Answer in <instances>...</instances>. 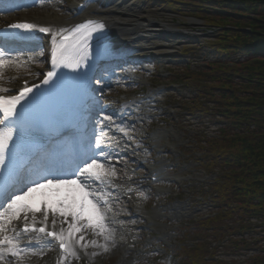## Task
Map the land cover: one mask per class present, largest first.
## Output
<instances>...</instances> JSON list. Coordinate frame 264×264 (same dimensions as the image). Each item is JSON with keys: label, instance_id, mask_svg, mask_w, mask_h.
<instances>
[{"label": "rangeland", "instance_id": "rangeland-1", "mask_svg": "<svg viewBox=\"0 0 264 264\" xmlns=\"http://www.w3.org/2000/svg\"><path fill=\"white\" fill-rule=\"evenodd\" d=\"M80 1L85 5L83 12L104 4L144 21L167 23L169 29L167 32L159 29L151 37L144 35L145 40L137 43L142 51L134 54L140 60L130 65L135 70H129V65L123 66L122 61L114 64L115 71L121 72L115 87L93 90L99 113L111 117V122L120 127L117 132L101 130L98 135L102 137L104 149L99 147L91 153L109 173L102 178L108 182L105 187L110 192L99 188L102 186L99 180L87 178L88 183L109 201L110 216L104 222L112 234L107 242L103 236L94 235L92 228H82L78 235L85 238L81 244L96 240L97 245L106 244L108 251L91 244L82 251L75 247L81 254L60 262L56 246L50 243L42 254L28 258L29 264H183L175 262L173 251L181 245L194 248L200 243L205 248L219 245L214 259H222L227 264H258L255 256L264 255V233L258 231L260 229L245 235L247 244L237 252L221 247L227 239L215 241L210 234L197 236L190 229L183 237L178 230L215 211L208 191L217 171L211 172L203 166L195 141L215 137L223 122L200 118L198 113L188 111L196 99L185 85L186 64L199 72L205 68V62L212 61L205 48L199 45L210 40L213 32L189 14L169 12L160 0H45L42 5L35 3L14 13L0 14V18L5 17V23L46 12L68 18L73 5ZM3 23L0 20V25ZM40 44L41 49L39 46L32 55L36 66L42 68L47 64V53L45 41ZM3 72L0 80L9 74L26 81L28 78L24 77L27 70L20 68L19 63L6 66ZM200 101L203 103L202 99ZM120 107L123 115L117 112ZM152 169L164 177L150 186L147 175ZM109 180L120 183L125 191L115 190ZM132 200L138 201L139 211ZM84 223L81 221L80 225Z\"/></svg>", "mask_w": 264, "mask_h": 264}, {"label": "trees", "instance_id": "trees-1", "mask_svg": "<svg viewBox=\"0 0 264 264\" xmlns=\"http://www.w3.org/2000/svg\"><path fill=\"white\" fill-rule=\"evenodd\" d=\"M160 2L213 32L199 45L212 61L199 72L186 64L185 85L196 99L188 111L223 122L215 137L195 141L203 166L217 171L208 191L215 211L178 230L183 237L190 229L215 241L227 239L221 247L237 252L247 244L245 235L264 233V0ZM218 249L181 245L172 255L176 263L227 264L214 259ZM254 260L264 264V255Z\"/></svg>", "mask_w": 264, "mask_h": 264}, {"label": "snow or ice", "instance_id": "snow-or-ice-1", "mask_svg": "<svg viewBox=\"0 0 264 264\" xmlns=\"http://www.w3.org/2000/svg\"><path fill=\"white\" fill-rule=\"evenodd\" d=\"M10 27L30 31L36 26L30 23H18L12 24ZM104 28L103 23L89 21L78 25L69 35L63 36V42L61 43H57L56 34H53L54 46L51 57L53 70L47 72L42 80L43 85L55 87V79L57 78L55 69L57 67L68 68L72 71L78 70L81 62L90 56L89 40L93 38V33H102ZM39 31L48 33L50 29L41 27ZM70 40L73 41L71 45L68 43ZM13 65H17V61L10 57L6 58V53L0 50V79H3L5 67ZM0 92L8 93L9 90L0 88ZM32 93L33 88L25 86L23 90L19 91L18 95H0V113L3 115V118L0 119V175L4 174L3 170L7 167L9 144L13 140L12 129L9 128L5 131L4 127L10 120L14 123L13 118H19L17 106L21 105L22 101L27 100L28 103H33L37 99L31 96ZM30 97L31 99H29ZM105 119L110 120L111 117L106 116ZM95 143L96 147H100L101 141L99 138H96ZM47 171V169H43L38 173L39 179L26 183L8 197L3 204H0V249L10 253L13 257L18 256L21 251L19 248L21 231L24 233L31 231L43 233L53 241L58 242L59 248L65 253V256L77 255L75 244H79L81 248L85 249L91 244L92 246L102 247L107 252L106 244L97 245L96 240L80 244L85 239L83 235L79 236L78 239H74L76 233L80 232L82 228H92L93 234L103 236L105 242L111 238V229L104 222L106 217L100 211L99 201L95 198L89 199L92 194L86 191L88 182L81 179L85 174L94 177L96 180L108 175L109 173L105 170L104 165L94 158H89L84 160L82 164H78L71 176H53L50 173L45 175L44 172ZM111 174L114 175V171ZM105 203L107 202L105 201ZM37 213L42 214V220L37 221ZM49 213L52 214L51 224L53 230L46 231L49 223ZM57 214L62 218V224L68 223L67 231L63 227L58 232L55 230L57 222L55 217ZM69 216L72 218L71 222H68ZM21 219L24 222L21 230H17L15 226L9 229L8 226L13 221ZM29 219H31V224H29ZM81 221H85V223L80 225ZM37 223L43 226L36 227ZM9 231L13 235H9Z\"/></svg>", "mask_w": 264, "mask_h": 264}, {"label": "bare ground", "instance_id": "bare-ground-1", "mask_svg": "<svg viewBox=\"0 0 264 264\" xmlns=\"http://www.w3.org/2000/svg\"><path fill=\"white\" fill-rule=\"evenodd\" d=\"M20 1V0H19ZM21 2V7L25 6V1ZM32 4V3H30ZM29 6V4H26ZM73 12H71V16L68 18L61 17L58 14H50L48 12L42 14V15H32L28 18H23V21H26V23H30L35 25V30L37 28H40L43 26L44 28L50 29V37L47 38V50L51 48V44L53 43V34H56V40L57 38L64 34L65 32L69 31L70 28L74 26H78L80 24H85L89 21H94L97 23H103L105 25V28L103 29L102 33H94L93 38L89 41L90 46V56L88 58H93L92 56H95V59H102L103 57H109L111 55H120V56H131L139 51H142L140 48L141 46L137 43L142 42L145 40L144 35H148L149 37L154 36V32L158 31L159 29L165 30L167 32V29H169V24L163 23L161 21H154V20H141L137 16H132L129 14H125L123 12H119L118 9H110L108 8V5L100 4L96 7H90V9H86L84 12L83 10H80L79 12L76 11V7H74ZM57 11L55 10V13ZM0 20L3 22L4 20H7L5 17L3 19L0 18ZM149 29H151L149 31ZM139 46V47H138ZM50 51V50H49ZM132 58V57H131ZM133 59V58H132ZM112 74H107L104 79L110 78ZM8 81L4 82L3 80H0V88H7L9 90L8 93H2L0 92V95H7L13 93L14 90H16L19 86L16 84L17 76L14 74L7 75ZM18 83V82H17ZM123 108H118L117 112L121 113L123 115ZM120 115V116H121ZM111 129L108 125H105L103 123L102 129ZM101 129V130H102ZM112 129L117 130L120 129L118 125H115L112 127ZM119 133V132H118ZM156 135V134H155ZM97 137L102 138L100 135ZM96 141V139H95ZM91 144L89 149L94 148V150L98 149L99 147H96V143ZM101 141V139H100ZM100 147L103 148L100 144ZM104 149V148H103ZM63 166V164H61ZM60 165H54L51 167H47L45 162L40 163L36 166V171L31 172L30 179L34 178L39 179L38 173H40L43 169H47V172H44L45 175L51 174L53 176H57V174H60L59 176H71L75 170L71 169H61L62 172L56 171V167ZM64 168V166H63ZM52 169V170H50ZM64 171V172H63ZM56 173V174H55ZM94 178L92 176H89L88 174H85V176L81 177V179L87 180V178ZM105 179L102 177L99 179L102 186V191L109 193L110 190H108L105 186L108 185V182H104ZM88 182V180H87ZM113 187L115 190L119 191L122 190V187L120 186V183H113ZM104 186V187H103ZM96 187L92 186L90 183H88V187L86 188V191L90 192L92 195L89 196L91 199H96L99 201V204H102L100 207V211L105 214L106 219L110 216L109 208H107V204L109 201L105 197L101 195L100 191L95 190ZM122 191H125L123 189ZM105 201L107 203H105ZM135 204L136 210L139 211L140 205L138 204L137 200H132ZM31 215V214H29ZM37 221H40L43 219L41 213H37ZM56 225L55 230L58 232L61 227L67 231L68 224L63 223V225H58L61 223V217L57 214L56 215ZM52 214L49 213V223L47 224L48 228L53 229V225L51 224ZM72 218L68 217V222H71ZM23 220L19 221H13L11 225H9V229H11L13 226H15L18 230V228H21L23 225ZM29 224H31V219H29ZM40 224V223H39ZM62 224V223H61ZM9 235H13L11 231L8 233ZM38 238V239H37ZM79 235L78 232L76 233V236L74 239H78ZM100 241V240H99ZM47 243L46 237L43 235H27V234H21L20 236V244L19 248L21 249L18 256L13 257L10 253L3 251V249H0V264H29V259L31 256L35 255L33 253L42 254L43 248ZM81 244V242H80ZM6 247V246H5ZM75 247L79 248V251L84 250V248H81L79 244H75ZM75 252L77 255L81 254V252H78L75 248ZM57 257H59V261H68L75 256L67 255L65 256V253L61 255L59 252L57 253ZM25 259L27 260L25 262Z\"/></svg>", "mask_w": 264, "mask_h": 264}]
</instances>
